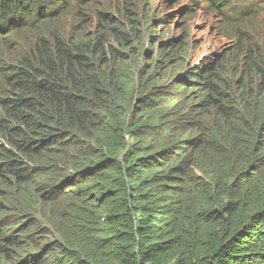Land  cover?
<instances>
[{
	"label": "trees",
	"instance_id": "obj_1",
	"mask_svg": "<svg viewBox=\"0 0 264 264\" xmlns=\"http://www.w3.org/2000/svg\"><path fill=\"white\" fill-rule=\"evenodd\" d=\"M107 1L0 0V264H264V33L200 0L241 43L192 70L138 0L60 34Z\"/></svg>",
	"mask_w": 264,
	"mask_h": 264
},
{
	"label": "rangeland",
	"instance_id": "obj_2",
	"mask_svg": "<svg viewBox=\"0 0 264 264\" xmlns=\"http://www.w3.org/2000/svg\"><path fill=\"white\" fill-rule=\"evenodd\" d=\"M199 1L200 0H138L139 8L137 7L138 11H136L137 14L135 17L138 21L136 25L139 29L138 35L143 37V49L141 52L154 49V46L146 39L148 34L159 35V33L163 31L165 37H182L184 35L188 39L190 45L187 56L184 58L185 63H183V67L187 66L192 70L194 67H198L200 65L199 62L201 63L203 58L207 57L212 52L231 49L235 46L236 41L241 43V41L234 37V34L226 33L235 30L230 29L226 31L221 29L220 26L223 24L222 19L215 13L203 8V3L199 5ZM235 2L239 5L242 4L240 11L243 13L242 16L246 17L244 20V27H253L264 33V0H237ZM250 2H257L256 7H258L259 10L248 7ZM121 4V0L102 2L99 3V5L94 4L89 6L88 11H84L85 15H83L82 18L77 16L76 12L67 13L57 20L60 25L59 32L63 35L76 34L81 25V32L89 30V33H94L99 24L98 11H96L97 8L99 11L108 13L114 18H119L125 23L126 19L123 17L122 13H120L119 9ZM186 6L190 7L188 12L183 10ZM182 10L183 12H181ZM229 10L230 9H228V11ZM43 12H45V10ZM164 17L163 24H161L159 29H153L156 20ZM86 20H89V23H87ZM248 21L251 22L248 23ZM167 24L168 28L164 29ZM28 35L33 36L34 34ZM24 46H26V44ZM0 54L4 55L1 43ZM169 64L171 65L166 69V78L174 71H177L178 64H172V61H170ZM179 69H181V66Z\"/></svg>",
	"mask_w": 264,
	"mask_h": 264
}]
</instances>
